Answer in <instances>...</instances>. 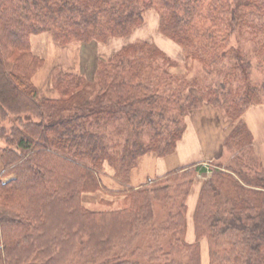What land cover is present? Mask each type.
I'll return each mask as SVG.
<instances>
[{"label": "trees", "instance_id": "1", "mask_svg": "<svg viewBox=\"0 0 264 264\" xmlns=\"http://www.w3.org/2000/svg\"><path fill=\"white\" fill-rule=\"evenodd\" d=\"M150 9L193 76L153 43L135 42L97 62L92 79L58 72L57 98L38 99L31 79L44 61L31 37L103 44L130 36ZM245 42L262 82L251 78ZM204 103L238 124L225 142L231 165L214 169L198 193L194 243L184 237L194 167L127 191L123 209L82 208L84 194L118 193L99 179L104 164L126 180L146 154L170 155L184 118ZM263 103L264 0H0V158L2 178L14 175L0 179V264H60L78 244L99 264H140L116 245L153 223L159 204L168 206L167 248L158 245L144 264H201L202 239L208 264H264V175L240 121ZM178 171L188 182L176 196ZM56 203L61 214L53 220Z\"/></svg>", "mask_w": 264, "mask_h": 264}, {"label": "rangeland", "instance_id": "2", "mask_svg": "<svg viewBox=\"0 0 264 264\" xmlns=\"http://www.w3.org/2000/svg\"><path fill=\"white\" fill-rule=\"evenodd\" d=\"M159 16L153 9L147 10L144 13L143 24L137 27L130 36L125 38H113L106 43H89V44H73L68 46H60L54 43L50 35L42 34L30 38L31 51L34 55L41 57L44 63H47V67H41L32 77V83L38 91V99H53L57 98V92L54 88L53 78L58 73H73L82 74L87 79H92L96 64L99 61L107 60L118 52L123 46L133 44L135 42H149L156 45L161 49L168 57L178 62L179 71L188 73V68L184 67L183 55L179 47L173 44L169 39L165 38L158 32ZM237 40H234L235 42ZM235 45V44H234ZM243 52L248 55L251 62V78L256 82H262V75L257 71L256 60L252 56L251 44L248 42L241 43ZM43 63V65H44ZM42 65V66H43ZM43 69V71H42ZM41 71V72H40ZM195 72L190 75L193 76ZM86 75V76H85ZM188 73L187 77L190 78ZM251 110V111H250ZM250 111V112H249ZM249 112V113H248ZM246 113H248L246 115ZM249 129L253 138V154L256 161L260 164L262 175H264V103L250 107L242 116L241 120ZM191 122V125H190ZM238 121L234 122L230 120L220 108H215L209 104H202L199 108L191 111L186 115L183 120V131L175 143L174 151L165 157H156L152 154H146L138 161L136 167L131 171L138 168L139 170L150 175L144 183L132 182L129 177L125 180L121 176H115L114 172L104 164V167L98 171L99 179L106 188L114 190L109 191H97L91 194H84L81 196V206L86 211L91 212H110L114 210H120L126 207L127 202L125 200V194L127 191L139 189L142 186L150 185V181L176 171L182 168H197L193 180L191 191L186 200V218H185V241L186 243H194L195 234L193 226V212L197 203L198 193L201 189L203 181L208 180L212 176V171L218 169V167L225 168L231 165L233 159V151L228 149L225 145L231 132L234 130ZM14 126V124H13ZM6 129L11 127V123L5 125ZM197 138V142H196ZM147 137H143V140ZM180 144L187 148V151L191 153V159H194L189 165H177L171 168L170 171L165 174H161L163 170L156 173V176L152 178L153 164L155 160H161L175 157L178 153ZM208 154L211 158L208 157ZM213 157V158H212ZM231 161V162H230ZM177 174L176 180L171 183L176 190V196H179L181 189L178 188L182 183L188 182L187 175H183L182 182L180 179V171ZM182 172V171H181ZM158 175V176H157ZM14 178V175H10L6 181ZM5 180L2 182H6ZM122 191L124 193H119ZM190 200V201H189ZM189 201V208H188ZM160 205V204H159ZM159 205L154 212L155 220L149 226L140 227L136 236L134 235L133 241L130 243L120 242L116 246H119V254L125 256V259L131 262H138L144 264L147 262V258L151 256L158 245L167 248L168 236L165 232V224L168 218L167 210L168 206ZM60 203H56L52 207V219L58 218L61 214ZM52 220V221H53ZM160 229V232H159ZM132 235V236H133ZM118 249H113L112 253H116ZM82 247L78 244L75 251L61 261L60 264H99L102 260H96L95 262L87 256L83 255ZM200 254L201 264H208V247L205 239L200 241ZM180 262H185L186 257L177 258Z\"/></svg>", "mask_w": 264, "mask_h": 264}, {"label": "crops", "instance_id": "3", "mask_svg": "<svg viewBox=\"0 0 264 264\" xmlns=\"http://www.w3.org/2000/svg\"><path fill=\"white\" fill-rule=\"evenodd\" d=\"M45 68L47 67V63L42 66V68ZM43 71V69H42ZM41 72V71H40ZM36 75V74H35ZM86 76V75H85ZM251 111V110H250ZM249 111V112H250ZM248 112V113H249ZM246 113V115L248 114ZM190 125H191V122H190ZM196 142H197V138H196ZM178 153L179 155L177 154L175 157L177 158H170L172 160H170V162H168V158L164 159V162L161 163V160H155L153 158L152 161H154V164L152 166L153 168V173H152V178L154 176H156V173L157 172H160V170H163V172L161 174H158V175H162V174H165L166 172L170 171L171 168L177 166V165H182V166H185V165H189L191 164L192 162H194L193 160L194 159H191V153L187 151V148H184V146H182L180 144L179 146V150H178ZM208 157L211 158V156L208 154ZM213 158V157H212ZM140 163H141V160H140ZM140 163L138 165V168H136L134 171H131V174H130V178H131V181L132 182H137V183H144L147 179L150 178V173L149 174H146L145 172H141V170H139V167H140ZM2 172H3V164H2V161H1V158H0V179L1 180H5L7 178H2ZM157 175V176H158ZM9 178V177H8ZM190 201V200H189ZM189 201H188V208H189Z\"/></svg>", "mask_w": 264, "mask_h": 264}]
</instances>
